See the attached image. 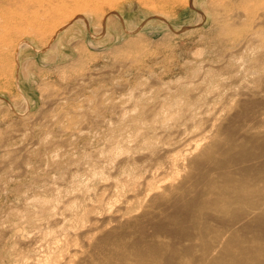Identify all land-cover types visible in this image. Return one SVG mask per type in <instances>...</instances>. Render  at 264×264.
Instances as JSON below:
<instances>
[{
	"label": "rangeland",
	"instance_id": "374dc122",
	"mask_svg": "<svg viewBox=\"0 0 264 264\" xmlns=\"http://www.w3.org/2000/svg\"><path fill=\"white\" fill-rule=\"evenodd\" d=\"M226 172L264 211V0H0V264L264 243Z\"/></svg>",
	"mask_w": 264,
	"mask_h": 264
},
{
	"label": "bare ground",
	"instance_id": "6f19581e",
	"mask_svg": "<svg viewBox=\"0 0 264 264\" xmlns=\"http://www.w3.org/2000/svg\"><path fill=\"white\" fill-rule=\"evenodd\" d=\"M195 146L198 147V145ZM224 151L225 150L223 149L221 150V152ZM218 153H220V150H218L217 144L215 146H206L202 150V155L208 159H214ZM222 175L223 184H221L222 187L220 189L222 197L219 196L212 200V204L215 207H217L219 210L229 209L230 206L228 205V200L223 199V195H226L232 191L230 197L234 202L237 203L238 211L241 209L244 210L242 211L243 215L248 217H260L261 214H264V211H254L255 209L261 207V202L259 201V198L254 199L251 197L254 190L259 189V187L254 184L255 182H250L252 179L251 172L243 173L234 183L233 176L230 173L226 172ZM260 196L264 198V195L260 194ZM206 202L208 203L209 200L207 199L200 202L201 206L205 205ZM187 203L189 204L191 201L189 200ZM207 232L208 229L201 230L200 234L205 235ZM211 232L214 233L212 236L215 238H220L219 240L217 239V241L222 243L223 249L215 256H211L210 252L206 253L203 261L204 264H264V257H261L262 255L264 256L263 242H261L259 245H246L245 240L238 239V241L234 243L229 239V237L227 239L220 237V234L217 233L216 230L209 229V233ZM211 244L208 243L206 247L205 242L204 248L206 252L208 249L213 248ZM249 247H252L253 250L249 249ZM138 264H145V262L143 259H141V263Z\"/></svg>",
	"mask_w": 264,
	"mask_h": 264
}]
</instances>
